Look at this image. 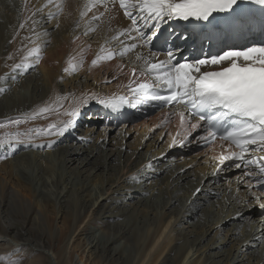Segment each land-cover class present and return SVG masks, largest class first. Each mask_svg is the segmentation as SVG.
<instances>
[{
  "label": "bare ground",
  "instance_id": "bare-ground-1",
  "mask_svg": "<svg viewBox=\"0 0 264 264\" xmlns=\"http://www.w3.org/2000/svg\"><path fill=\"white\" fill-rule=\"evenodd\" d=\"M45 2L46 0H0V77L4 78L0 79V123H8L11 118L31 113L58 97L69 94L79 97L81 93H87L95 94V97L88 99L87 104L81 108L80 115H87V120H90L87 126H91L80 129L81 126L76 124V120V126L62 137L39 136L15 148L0 146V245L27 252L48 251L49 254L44 256L49 264H95V258L103 260L102 252L106 253V250L104 247L98 248L95 236H83L86 230L83 226L93 222L110 226L109 222L114 221L112 226H116V230L112 237L107 233L106 241L111 243L109 248L115 252V257L119 256L117 260H121L120 251L116 250L115 245L126 236H132L133 232L130 230L136 228L135 222L139 216L136 211L131 212L119 207L125 205L126 198L116 196L121 190H125V196L130 199L139 198V201L146 202L145 207L155 212L153 222L145 226L146 229L141 234L142 242H138V248L135 239L134 248L135 252H138L127 264H236L243 261L242 255L251 247L258 246H261L258 251L251 252L255 255L254 260L257 263L264 264V237H261L259 231L264 227V222L259 219V213L252 221L238 219V212L248 214V209L238 202L239 198L247 197V192L245 186L236 179L240 169L233 167L221 172L216 171L214 157L219 148L218 144L202 147L199 141L190 140L185 143L184 148L178 149L181 138L175 146H170L172 143L163 125L157 127L151 121L139 124L144 118L141 115L126 119L121 110L114 111L100 103V100L113 95L127 94L125 86L128 83V75L125 73H128V68L120 71L121 65H127V57L123 60L117 57L110 61H101L97 66L92 65V61L100 54L105 39H111L116 29L127 24L122 14L110 23H100L89 20L92 15L90 12L85 20L81 21L80 12L87 0H56V3L62 4V11L52 9L59 12L58 20L38 23V35H30L27 28L20 29L19 25L30 16L34 7ZM14 4H17L18 11H15ZM47 12L45 9L42 15L46 17ZM85 21L96 29L88 35H83L87 27ZM57 23L59 28H56ZM168 25H171V21L161 24L160 27ZM194 42L191 40L189 43L185 39L182 48L175 47L176 52L181 53L189 49ZM37 45L43 49L39 64H34L26 74L18 75L13 81L9 75L10 66L22 59V56L17 54L18 50L26 51ZM144 51L147 52V49ZM9 55L14 58L7 59ZM32 70L34 71L31 78L26 79ZM113 82L117 84L114 86ZM61 102L67 104L69 101ZM94 112L95 114L91 115ZM100 117L106 122L101 123V128L98 129L97 122ZM60 119L66 118L52 115L49 119L38 118L19 126L9 124L8 127L0 129V137L16 131L43 127L50 120ZM164 120L161 118L159 123ZM169 120L166 118L165 121ZM132 121L135 123H131ZM110 126L119 127L114 129L109 128ZM154 128L161 129L157 136L159 139L165 134L168 149H176L181 156L192 153V150H199L195 152V160L193 157H180L179 162L183 165L174 167L152 163L154 158L167 153L163 145L156 150V143L161 142L152 136L151 131ZM133 129L137 131L134 143L137 149L127 156L121 166L122 152L119 148L122 149L125 143L124 134L128 135ZM93 132L96 135L92 137ZM112 132L117 134L109 139L108 133ZM76 134L81 139V144L72 142V137ZM146 141H150L146 152L134 158L136 153L139 154L140 148H144ZM107 145L114 147L112 162L119 164V169L113 170L111 182L103 176L107 160L104 151ZM150 150L156 153L149 155ZM95 154H98L97 160L101 161L99 164L93 160ZM84 161L86 163L80 167ZM76 163L79 166H74ZM89 166L91 167L88 169ZM191 167H194L193 170L188 171ZM100 168H104L100 174L94 176L95 172L92 179L87 176L84 182L80 181L85 177L82 175L83 171L89 174L99 171ZM158 173H165L166 177L156 183L152 179L157 180L160 177ZM190 177H193V181L188 179ZM115 184L120 186L118 190L112 189ZM105 185L111 187L105 188ZM76 186L79 188L76 189ZM145 186L147 190L144 189ZM197 189L202 191L181 214ZM65 194L78 199L77 203L75 200L71 203L73 210H65L64 205L69 202L65 199ZM212 196L217 199L204 211V221L188 234L182 232L179 227L186 221V216H192L198 208L209 203ZM111 203H116V207H111ZM174 205H178L179 210L171 211L170 209L175 208ZM166 210L171 214H166ZM255 212H251L252 217ZM123 219L126 220L116 222ZM131 219H134L132 225ZM226 224L230 226L226 233L227 238H233L234 241L242 239L239 244H232L229 250L225 249L223 242L215 240V237L224 231L223 226ZM193 227H196V224ZM199 228L200 232H197ZM213 232L212 242L201 246ZM56 234L65 242L59 253H54L48 241ZM229 234L231 237H228ZM189 235L194 239L190 241ZM127 241L130 242L131 238H127ZM233 251L237 256L233 255ZM171 253L172 257L168 255Z\"/></svg>",
  "mask_w": 264,
  "mask_h": 264
},
{
  "label": "snow or ice",
  "instance_id": "snow-or-ice-1",
  "mask_svg": "<svg viewBox=\"0 0 264 264\" xmlns=\"http://www.w3.org/2000/svg\"><path fill=\"white\" fill-rule=\"evenodd\" d=\"M249 2L264 9V0ZM237 4L238 0H87L80 19L84 21L91 12L90 21L110 23L121 14L127 21L125 26L114 31L111 39H105L100 54L92 61V65L97 66L101 61L127 57V65L120 66L121 72L128 68V73H125L128 75L127 94L113 95L100 100V103L114 111L121 110L124 105L135 108L158 103L162 108L169 109V116L178 117L184 130L179 141L181 147L190 139L203 145L219 142L221 152L214 157L216 171L233 167L240 169L236 179L247 192V197L239 198L238 202L248 209V214L240 211L238 219L252 221L251 212L255 210L264 222V44L182 59L177 58L173 50L163 53L153 50L154 38L161 24L173 20L211 23L217 14L236 15ZM53 8L62 11V4L46 0L35 6L25 22L19 25L20 29L27 28L30 35L36 34L38 23L59 19V12L53 11ZM45 9L48 10L46 17L42 15ZM85 23L87 27L83 35L96 30L88 21ZM59 26L57 23L56 28ZM42 51L39 45L26 51L18 50L17 54L22 59L10 66V78L14 81L34 64H39ZM13 58V55L7 57ZM92 97L95 94L58 97L31 113L11 118L8 123H0V129H3L9 124L19 126L38 118L49 119L52 115L66 118L50 120L43 127L8 133L0 137V146L15 148L39 136H64L75 127L81 108ZM61 101L69 102L65 104ZM177 135L181 134L178 132ZM175 144L174 140L170 146ZM201 191L197 189L194 194ZM259 231L264 237V227Z\"/></svg>",
  "mask_w": 264,
  "mask_h": 264
},
{
  "label": "rangeland",
  "instance_id": "rangeland-1",
  "mask_svg": "<svg viewBox=\"0 0 264 264\" xmlns=\"http://www.w3.org/2000/svg\"><path fill=\"white\" fill-rule=\"evenodd\" d=\"M14 7H15V11H18L19 10L17 4L16 5L14 4ZM35 70H37V69H35ZM33 71L34 70L30 71V73L27 74L26 79L27 78H29V79L31 78V74H32ZM119 80L120 79H115V81H119ZM113 84L115 86L117 83L113 82ZM94 114H95V112L94 113H91V115H94ZM89 121L90 120H86V122L77 121L76 124H79L78 126H81L80 129L81 128L82 129H85V128H88V127L91 126V125L87 126V123H89ZM97 123H98L97 124V128L100 129L101 128V124L99 122H97ZM131 123H135V122L132 121ZM119 126H117V127L110 126L109 128L116 129ZM133 130H136V129H133ZM160 131H161L160 128H154L151 131L152 136L154 138L158 139L161 142L160 144L156 143V150L159 149L163 145L167 149L166 150L167 153L171 154V152H176V149H168L167 142H166L167 137L165 136V134L162 135L160 139L157 137L158 136V133ZM74 132L75 131H73V134H75ZM95 135H96V133L93 132L92 137L95 136ZM128 135L124 134V136H125V143H124L122 149L119 148V151L122 152V154H121V166L126 161L127 156L129 154H133V151H135V149H137V147L134 145V142H133V139H132L133 137L129 140V142H128V139H126ZM153 137H150V139H152ZM76 139H78V141H76ZM74 141L76 143H78V144H81L82 143L81 139L78 138L77 134L72 137V142H74ZM149 142L150 141H146V143L143 146L144 148H140V150L141 149H147L146 146H147V144H149ZM90 144L91 143H89V145ZM113 149H114V147H112V145H107V146H105V151H104V154L106 155L107 160L105 162L106 163V168H105V171H104V175L103 176L105 178H108L109 179V182H111V179H112L111 176L114 174L113 170H118L119 169V164L117 162H112L113 161V158H114V154H115V152L112 153V150ZM196 151H199V150H195V151L192 150V152H196ZM140 153H142V152L140 151L139 154ZM152 153H156V151H153V150L151 151L150 150L149 151V155L152 154ZM139 154L136 153L135 156H134V158L135 157L136 158L139 157L141 155V154L140 155ZM95 155H96V157H95L96 159L93 158V160L95 162H98V164H99L101 161L100 160H97L98 159V154H95ZM85 163H86V161H84L83 164L80 165V167H82ZM74 166H79V165H78V163H76ZM90 167L91 166H89L88 169ZM193 168L191 167V170H193ZM83 170H84V168H83ZM102 170H104V168H100L99 171H93L92 173H89V174H87V173L85 174V171H83L82 175H83V177L84 176L85 177L82 178V179L80 178L81 180L80 179L79 180L84 182V180L87 178V176H90V178H91L95 172H96V174L94 176L100 174L99 172H101ZM29 174H31V172H29ZM158 174H160V177L157 180L156 179H152L153 181H156V183H159V182L163 181L165 179V177H166L165 173H158ZM27 176H29V175H27ZM29 178H30V176H29ZM99 179H101V177H99ZM188 179L191 180V181H193V177H190ZM79 180H78V182H79ZM146 186L144 187V189L147 190L148 188H146ZM109 187H111V186L110 185H105V188H109ZM75 188L78 189L79 186H76ZM119 188H120V186H118V184L112 185V189H114V190H118ZM42 191H43V189H42ZM56 193H57V191H56ZM124 193H125V190H121L120 193H118V195L116 196L118 198H126L125 201H124L125 205H119V207L121 209H123V210H127V211L131 210V212L132 211H136L139 214V216L140 215L141 216L140 217L139 216L137 217V222H135L136 228L135 229L132 228L130 230V231L133 232L132 233V236H131V234L128 235V236H126L124 239L121 240V242H118L115 245V246H117V249L116 250H118V252L120 251V255L122 257L121 260H117L119 258V256L115 257V252L111 251V247L109 248V246L111 245V243H109L108 241H106L107 240V237L106 236L108 234H111V237H112L114 231L116 230V226H112V224H114V221L113 222H109V224H111L110 226H112V227H110L109 225L103 226V225H101V224H99L97 222H93L92 224H88V226H83V228L85 227V229H86L84 231L85 233H83L84 234L83 236H86L87 238H89L90 236H95L97 238L96 241H97V244H98V248L102 249L104 247V249L106 250V253L105 252H102V254L104 255L102 257L103 260H101V259L99 260L98 258H95V260H94L95 264H127L129 261H132L135 258L136 254L138 252V251L135 252V248H134V241H135V239L137 241V248H138V242L139 243L142 242V239L140 238L141 237V234L144 232V230L146 229V227L148 226V224L151 223V222H153V219L155 217V212H151L149 208L145 207V206H147L145 204L146 202L139 201V198H137V197H133L132 199H130V198H128V196H125ZM136 195H139V194H136ZM46 196H48V195H46ZM140 197H142V196H140ZM50 198H52V197H50ZM73 198H74V196H71L70 197L68 194H65V199L67 201H69V202L66 203V206L64 205V208H66L65 210H73L74 209L73 206L71 205V203H72L73 200H75V202L77 203L78 199L77 198H74L73 199ZM215 199H217V198H215L214 196H212L210 198V202L209 203H206V204L202 205L200 208H198L196 210V212L192 216H186V221L182 224L181 227H179V228H181L180 230L182 232L188 234L192 230H195L196 228H198L199 227L198 225H200L201 222L204 221V219H203V217H204V211L207 210V209H209L210 203H213L215 201ZM190 204H191V202L188 201V203L186 204L185 208L182 210L181 214L184 212V210L187 207H189ZM148 205H149V203H148ZM158 206H160V205H158ZM111 207H114L115 208L116 207V203L115 204L111 203ZM174 207L175 208L170 209V210L171 211H174V209L176 210V209L179 208L178 205H174ZM166 214H169L170 215L171 212L169 210H166ZM175 214H173V215H175ZM257 215H258V211L255 212V214L253 215V218L256 217ZM128 216H130V214H128ZM104 217H102V218H104ZM222 218H225V217H222ZM138 219H139V221H138ZM179 219H181V215H180V218ZM124 220H126V219L117 220L116 222H120V221H124ZM53 221H54V215H52V217H51V222H53ZM56 223H57V221H56ZM130 223L132 225L134 223V219L133 220L131 219V222ZM194 224H196V227H193ZM222 224H225V223H222ZM223 228H224V231H222V233L218 234L215 237V240H217L218 242L219 241L223 242V244L226 245L225 249L229 250V249H231L230 247H231L232 244L236 245V244H239V242L242 241L241 238H239L237 241H234L233 238L229 239V238L226 237L227 230L230 229V226L228 224L224 225ZM200 229L201 228H199L196 231L197 232H200ZM215 229H217V227ZM214 232L211 235H209L202 242L201 246H205V245L207 246L208 244H210V242H212V236H213ZM228 237H231V235L229 234ZM127 238L128 239L131 238V241L130 242L127 241ZM188 238H189L190 241L194 239V237H192L191 235H189ZM51 239L52 238H49L48 239L49 244H50V247L52 249H54V253H59L62 250L63 246L65 245V242H64L63 238H61L60 236H58V234H56V236L53 237L52 240ZM50 241H52V242H50ZM20 245L23 248V244L21 243ZM99 245H101V246H99ZM114 248H116V247H114ZM260 248H261V246L251 247L249 251L245 252L242 255V258H244L243 261L238 262L236 264H242V263L243 264H250V263L251 264H263L262 262H258L257 263L254 260V256L255 255L252 254V252H251V251H254V250H257L258 251ZM41 252L42 251H38V250H36L35 252H27V251H25L23 249H13V248H9V247L4 246V245L3 246L0 245V264H49V262L47 261V259L45 257L46 254H44L43 252L41 253ZM210 253H214V252H210ZM232 253H234L233 255L237 256V254L234 251ZM168 255L170 257H172L173 256V253L168 254ZM107 258L109 259V261H108ZM122 261H123V263H122Z\"/></svg>",
  "mask_w": 264,
  "mask_h": 264
},
{
  "label": "water",
  "instance_id": "water-1",
  "mask_svg": "<svg viewBox=\"0 0 264 264\" xmlns=\"http://www.w3.org/2000/svg\"><path fill=\"white\" fill-rule=\"evenodd\" d=\"M41 253H42V252H41ZM44 254H46V255H47V254H49V253H48V251H44Z\"/></svg>",
  "mask_w": 264,
  "mask_h": 264
}]
</instances>
